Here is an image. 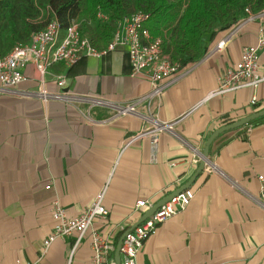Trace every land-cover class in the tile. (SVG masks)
I'll list each match as a JSON object with an SVG mask.
<instances>
[{
    "label": "crops",
    "instance_id": "1",
    "mask_svg": "<svg viewBox=\"0 0 264 264\" xmlns=\"http://www.w3.org/2000/svg\"><path fill=\"white\" fill-rule=\"evenodd\" d=\"M261 32L264 17L245 24L222 52L205 53L183 69L185 75L153 107L163 122L188 115L174 126L176 137L161 134L154 150L148 138L126 146L147 126L139 117L109 122L112 110L94 107L89 121L86 104L0 95V264H90L92 233L116 248L150 208L192 179L199 167L193 161L217 129L264 109L262 90L255 108L249 106V89L209 97ZM224 33L207 36V49ZM259 65L264 72V49ZM23 71L26 81L19 89L36 91L38 72L32 65ZM57 76L65 77L69 92L113 103H127L150 89L144 77L130 76L121 47L72 66L54 64L42 77L49 92L58 91ZM209 154L211 169L239 189L218 173L201 172L189 187L194 194L189 206L145 240L136 264H264V212L246 195L257 194L256 176H264V122L221 133ZM103 188L108 216L93 222L73 253V239H58L41 257V242L53 227L51 203L58 201L68 218H76ZM138 201L152 206L135 211Z\"/></svg>",
    "mask_w": 264,
    "mask_h": 264
},
{
    "label": "built area",
    "instance_id": "2",
    "mask_svg": "<svg viewBox=\"0 0 264 264\" xmlns=\"http://www.w3.org/2000/svg\"><path fill=\"white\" fill-rule=\"evenodd\" d=\"M245 14L244 19L227 30L223 37L207 51V56L222 52L245 24L258 18L262 19L264 10L253 14L249 9H245ZM96 17L100 20L105 19L101 13H98ZM146 19L147 16L143 13H135L122 18L110 42L103 49H97L86 37H83L76 22H72L63 32L57 21L49 22L43 30L33 33L26 44L15 45L7 55L0 57V95L37 99L43 103L56 101L68 105L86 104L88 111L85 116L89 121H92L89 117V110L94 107L111 109L113 114L108 120L109 122L126 116L139 117L147 126L137 135L128 139L126 146L148 138L151 140L154 150L161 134L168 133L176 137L174 126L188 113L171 122H163L155 117L153 103L161 98L164 92L178 82L185 73L161 52L160 39L153 38L145 28ZM119 47L126 49L130 64V76L144 77L148 81L150 89L144 96L127 103H113L97 97L79 96L66 90L67 83L63 76L55 77L57 92H49L45 88L42 77L54 64L63 63L66 66H72L83 57L101 58ZM263 49L264 32H261L256 44L244 48L239 61L224 71L218 80L217 88L209 94V97L225 95L240 89H249L252 92L249 106L250 108L257 107L259 102L256 94L258 90H262L264 93V72H261L259 65V55ZM27 65L34 66L40 76V86L34 92L19 89V85L26 81L23 70ZM140 109H144V114L140 113ZM193 162L195 165L201 164L200 153ZM204 171L218 173L233 187L239 189L238 185L226 178L222 172L215 168L211 169L210 160L204 163ZM256 180L259 184L257 194L247 193L246 195L255 206L264 212V176L259 174L256 176ZM105 194L106 188H103L76 218H68L59 202L53 201L50 205L53 227L51 232L43 238L39 255L42 257L56 240L70 238L73 239L71 252L73 253L90 230L93 222L98 218L108 216L109 212L104 206ZM193 197L194 194L189 189L177 194L141 224L127 232L120 247V264H136V258L141 252L145 240L153 235L165 221L183 212ZM151 206L147 201H138L135 211L142 208L149 209ZM91 251L90 264H115L114 258L111 257L115 247L109 239L92 233Z\"/></svg>",
    "mask_w": 264,
    "mask_h": 264
},
{
    "label": "trees",
    "instance_id": "3",
    "mask_svg": "<svg viewBox=\"0 0 264 264\" xmlns=\"http://www.w3.org/2000/svg\"><path fill=\"white\" fill-rule=\"evenodd\" d=\"M245 9L258 14L264 0H0V57L53 20L62 32L76 22L81 35L103 49L122 18L143 13L145 28L160 39L161 52L185 69L209 50L205 38L229 30L246 17ZM98 13L105 19H98ZM263 122L264 116L242 128Z\"/></svg>",
    "mask_w": 264,
    "mask_h": 264
},
{
    "label": "water",
    "instance_id": "4",
    "mask_svg": "<svg viewBox=\"0 0 264 264\" xmlns=\"http://www.w3.org/2000/svg\"><path fill=\"white\" fill-rule=\"evenodd\" d=\"M264 116V109L253 113L247 117L242 118L241 120H238L236 122H233L232 124H228L225 126H222L221 128L217 129L206 141L203 151L200 153L201 158H202V162L199 165L196 173L194 174V176L192 177V179L186 184L184 185L182 188H180L179 190H177L174 194H172L171 196L167 197L163 202H161L160 204L154 206L153 208H150L144 215V217L138 222V224H136V226H138L139 224H141L145 219H147L149 216H151L158 208H160L161 206H163L167 201H169L172 197L176 196L177 194L189 189V187L194 183V181L196 180L197 176L204 171V163L206 161H209V148L210 145L212 144V142L217 138V136H219L221 133H224L226 131H231V130H236L239 129L247 124H249L250 122L259 119L261 117ZM135 226V227H136ZM134 227V228H135ZM126 233L122 236V238L120 239V241L118 242L115 251H114V261L115 264H120V247H121V243L125 237Z\"/></svg>",
    "mask_w": 264,
    "mask_h": 264
}]
</instances>
